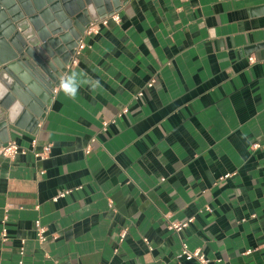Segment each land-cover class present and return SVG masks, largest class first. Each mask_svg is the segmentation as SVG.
I'll return each mask as SVG.
<instances>
[{
  "label": "crops",
  "instance_id": "obj_1",
  "mask_svg": "<svg viewBox=\"0 0 264 264\" xmlns=\"http://www.w3.org/2000/svg\"><path fill=\"white\" fill-rule=\"evenodd\" d=\"M118 14L84 38L75 98L59 91L37 119L8 92V143L26 154L0 158V264H196L182 243L208 264H264V0Z\"/></svg>",
  "mask_w": 264,
  "mask_h": 264
},
{
  "label": "water",
  "instance_id": "obj_2",
  "mask_svg": "<svg viewBox=\"0 0 264 264\" xmlns=\"http://www.w3.org/2000/svg\"><path fill=\"white\" fill-rule=\"evenodd\" d=\"M125 1L0 0V147L8 143L12 124L14 100L8 92L42 118L58 72L89 21L118 12Z\"/></svg>",
  "mask_w": 264,
  "mask_h": 264
},
{
  "label": "built area",
  "instance_id": "obj_3",
  "mask_svg": "<svg viewBox=\"0 0 264 264\" xmlns=\"http://www.w3.org/2000/svg\"><path fill=\"white\" fill-rule=\"evenodd\" d=\"M115 24L120 25L121 18L118 14V12H115L111 15H108L100 20H94L89 21L88 25L85 27L79 41L77 42L76 47L73 50V53L70 57L69 63L64 67V71L60 72L61 76H66L69 69L76 64L77 59L79 55L81 54L82 50L85 48L84 44V38L88 37L93 34H97L101 28H107L109 24ZM249 62L253 63L254 59L251 57L249 58ZM154 84L153 80H150V82L146 85L147 88H152ZM59 83L53 88L51 97L53 98L59 91H61L58 87ZM141 95V94H140ZM139 95V96H140ZM106 127V124L103 126ZM253 149H257L258 145H253ZM51 147L46 146L44 147L41 152L34 153V157L38 158L40 160L45 159L49 153H50ZM87 152L89 150L87 149ZM26 152L21 150L19 146L15 142H9L5 146L0 147V158H8V159H14L17 155H25ZM65 194H62L60 197H63ZM209 211V209H207ZM194 219L190 218L187 221L183 223H170L168 225V231L174 232L176 234L180 233L182 230L188 228L192 223ZM34 233L36 236V240L39 244H43L47 241V230L41 225L39 220H36L34 222ZM125 234L123 233L121 235V239H124ZM1 239L2 242H5L7 240V230L4 228L1 232ZM22 250L20 254L22 255ZM179 258H184L186 261H194L196 264H208L207 259L203 255V253L200 250H188L186 244L182 243L181 245V253L179 255ZM21 264V263H20Z\"/></svg>",
  "mask_w": 264,
  "mask_h": 264
},
{
  "label": "clouds",
  "instance_id": "obj_4",
  "mask_svg": "<svg viewBox=\"0 0 264 264\" xmlns=\"http://www.w3.org/2000/svg\"><path fill=\"white\" fill-rule=\"evenodd\" d=\"M83 73L72 72L70 75L61 76L59 78V89L64 92L65 95L75 98L81 84L88 83L87 80L81 79ZM99 82L97 81V84Z\"/></svg>",
  "mask_w": 264,
  "mask_h": 264
},
{
  "label": "bare ground",
  "instance_id": "obj_5",
  "mask_svg": "<svg viewBox=\"0 0 264 264\" xmlns=\"http://www.w3.org/2000/svg\"><path fill=\"white\" fill-rule=\"evenodd\" d=\"M49 62H50L51 65L53 64V66H56L54 63H52V61L49 60ZM57 62L60 64L59 60ZM63 71H64V69H63ZM58 74H59V77L57 78V84L59 83V78H60V75H61L60 72H58Z\"/></svg>",
  "mask_w": 264,
  "mask_h": 264
}]
</instances>
